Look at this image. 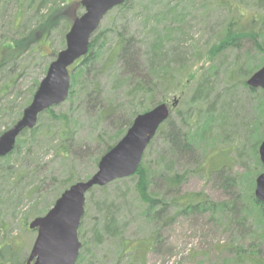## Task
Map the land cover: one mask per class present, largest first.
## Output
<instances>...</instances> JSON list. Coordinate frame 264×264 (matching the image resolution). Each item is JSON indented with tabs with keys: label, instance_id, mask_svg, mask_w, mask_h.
I'll return each instance as SVG.
<instances>
[{
	"label": "trees",
	"instance_id": "obj_1",
	"mask_svg": "<svg viewBox=\"0 0 264 264\" xmlns=\"http://www.w3.org/2000/svg\"><path fill=\"white\" fill-rule=\"evenodd\" d=\"M32 1L36 3L35 14H39L47 3L46 0ZM184 1L140 0L137 7L131 12L135 0H125L123 4L109 12H117L125 20H128L125 17L126 12H131L134 18L141 17L140 33L143 38L138 40L134 33H125L126 21L121 25L119 31H114L115 29L112 28L101 30L98 27L90 38L87 54L70 67L73 72H70V89L64 102L78 100L82 102V105L84 104L85 108H77L72 105L75 111H80L81 114L85 113L87 116L96 115L93 118L88 117L89 121H107L116 127L114 136L109 140L106 139L107 133L96 136V142L102 148L98 152L94 150V156H91L94 167H97L100 156L123 136L133 118L138 113L150 109L149 105L139 106V100L144 99L153 103L156 96L160 94L159 102H164L168 94L182 91L181 87L190 85L199 77L184 107L176 110L175 107L172 108L167 120L158 128L144 151L142 161L135 174L115 180L105 186H95L86 194V209L78 229V237L82 246L75 264H92L86 260L85 251L88 239H86L87 227L84 226V220L90 214L88 209L97 212V215H92L94 221L91 222L89 240L94 241L97 245L105 239L109 243L115 242L116 254L118 251L119 256L126 253L137 255L134 250L127 249L126 245L124 247L119 245L123 241L122 230L118 222L119 213L117 208H114L113 202L107 203L105 196L110 185L127 181L132 182L134 194L143 204V214L145 215H152L155 218L163 214L165 209L170 206L184 214L207 211L215 221L223 223L225 227H247V231L241 233L238 238L239 243L225 246L224 249L229 251L230 256L214 264H264L258 249V242L264 235V203L258 201L254 196V180L251 178L247 186L242 189L239 187L238 189L241 191L230 200L214 202L202 192L181 194L180 189L191 169H184L181 172L173 170L174 165L178 164L181 158L184 162L195 163L194 161L198 159L196 152L209 140L214 142L212 135L215 127L222 125L225 121L224 112L217 108L220 93L211 99L214 88L213 80L223 63L221 62L217 66L212 65L215 58L226 49L237 52L233 58V67L231 69L224 68L225 74L229 72L228 78L233 81L235 75L242 72L243 77L239 83L250 92H255V89L247 86L246 78L260 68L264 56V0H251L257 10L248 16L243 13L244 10L240 11V4L235 3L234 0H220L219 4L228 11L229 16L219 25L215 44L205 52H192V58L186 55L180 45L181 39H187V37L180 36L184 35V15L187 13V11L184 12L186 8ZM202 2V5L205 6V0ZM48 11L39 16L34 29L32 28L23 36L6 39L0 44V69L25 53L29 44L31 46L37 44L39 47L43 41L49 39L51 29L60 28V42L64 46L65 34L74 18L83 12V8L80 5L74 17L69 14L65 5L60 3H56ZM141 34L138 33L139 36ZM110 35H114V44L111 48L106 45V37L108 38ZM147 37L151 38L148 42H146ZM166 42H169L168 46H166ZM245 42H248L252 47L250 50H244L243 43ZM142 44H146L145 50H143ZM242 50H244V56L242 54V58H240L238 53ZM104 53H106L105 56ZM197 53L206 54L209 66L207 69L199 68L194 73L193 67L197 60H203L200 55L196 56ZM101 75H108L112 79L110 88L113 93L121 95H116L113 100L108 99L107 97L112 92L104 91ZM176 75L177 79H175ZM38 83L37 81L32 86L30 99ZM232 86L234 87V84ZM228 89L232 90L230 87ZM116 98L118 99L115 100ZM231 104L230 100L229 107ZM262 106L261 102L260 108H256L258 116L260 115L262 118V120L258 119L256 127L263 124L259 138L254 143V154L258 164H260V160L257 155V145L264 134V109ZM73 108L70 107L65 112L57 114L52 106L40 113L34 128L24 130L17 138L14 149L0 158L3 163L0 168V206L5 207L6 211L10 210L12 215L21 201L23 191H26L25 197L32 199L37 196L42 197L44 193V187L39 182L34 183L26 190L23 189L28 186L25 181L30 176L26 171L16 170V175L12 174L8 159L16 149L18 150L19 146L26 148V156H29L38 140L42 138L41 136L49 137L48 144L56 143L54 145L56 156H59L63 161H68V174L55 177L56 186L51 192L55 196L43 210H39L37 203L26 210L23 221L24 228H28V218L39 216L48 210L60 193L78 179L74 177V171L76 169L75 161L79 159V154L72 148L73 138L71 135V128L76 120ZM44 115L49 123L41 126ZM26 134L29 136L25 137L26 141H24L22 136ZM55 136L58 138L55 139ZM157 137L161 140L163 147L162 154L158 153L161 159L153 165L152 162L146 160V153ZM164 155L169 158L167 164H163L161 161L165 159ZM156 179L162 184V188L158 192L155 191L158 188L155 183ZM6 230V226H3L2 223L0 233L9 234ZM5 235L0 240V264H24L26 259L21 260L19 237L7 236L9 238L7 239ZM156 237L157 232H152L147 237V242H142L143 245L140 249L142 253L150 250ZM121 247L122 249L118 250Z\"/></svg>",
	"mask_w": 264,
	"mask_h": 264
},
{
	"label": "rangeland",
	"instance_id": "obj_2",
	"mask_svg": "<svg viewBox=\"0 0 264 264\" xmlns=\"http://www.w3.org/2000/svg\"><path fill=\"white\" fill-rule=\"evenodd\" d=\"M139 1L135 0L134 8L131 9V12L137 7ZM219 1L205 0V6L202 5V0L184 1L186 7L184 12L187 11V13L184 15V35L180 36L182 38L187 37V39H181L180 45L189 58H192V52H205V50L215 44V37L219 33V25L229 16L228 11L221 7ZM46 2L41 12L35 14L36 3L32 0H0V44L6 39L23 36L32 28L34 29L37 26L39 16L46 14L48 10L50 11L56 3L65 5V8L73 17L80 6V0H46ZM234 2L240 4V11L244 10L243 13L246 16L251 12L255 13V10H257L251 0H234ZM30 4L32 5L28 7ZM131 12H126L125 17L128 20H125L117 12H109L102 19L99 28L101 30L112 28L115 29L114 31H119L121 25L126 21L125 33H134L138 40L142 39L143 36L140 33L141 17L139 16L140 18H138L137 15H134L137 16L134 18ZM59 30L60 28L51 29L49 39L43 41L39 47L37 44L32 46L29 44L25 53L0 69V134L19 119L24 107L31 101L29 95L32 86L44 77L49 63L64 48L65 45L62 46L60 42ZM138 33L141 35L139 36ZM150 37L152 38V36ZM150 37L146 38V42L151 39ZM106 41V45L111 48L114 44V35L106 37ZM166 43V46H168L169 42ZM243 47L245 51L252 48L248 42L243 43ZM142 48L145 50L146 44H142ZM244 50L238 53L240 58H242V54L244 56ZM235 54L237 55V52L226 49L213 60L212 65L215 66L221 62L223 63L213 80L214 88L211 93V99L220 93L217 108L219 111L224 112L225 121L222 125L215 127L212 135L214 142L209 140L196 152L198 159L194 161L195 163L184 162L182 161L183 158H181L179 159L180 162L174 165V171L181 172L184 169H191L182 184L181 194L202 192L203 195H206L214 202H225L240 192L242 187L247 186L251 178L254 180L255 188V179L262 172V165L257 163L254 154V143L259 138L263 127V124L256 127L258 119L262 120L260 115L258 116L256 108L259 109L262 102V108L264 109V92L261 88H256L255 92H250L247 88L241 86L239 80L243 77L242 72H238L235 75V80H229V72L225 74L224 68L231 69L233 67L232 62ZM197 55H200L203 60H197L193 67L194 73L199 68L207 69L209 66L206 54L197 53ZM263 63L264 56L259 67ZM70 72H73V69ZM100 77L104 84V91L112 92L107 97L108 99L113 100L116 95H121L120 93H113L112 88H110L112 79L108 75H101ZM198 78L190 85L184 88L181 87L182 91L179 90L177 93L168 94L164 102H159L160 94L156 96L153 103L144 99L137 102L139 106L145 107L149 105L151 108L158 103L171 104L174 99H177L178 103L174 109L184 107L191 91L198 82ZM175 79H177V75ZM232 84H234V87ZM229 87L232 88L231 91L228 89ZM230 100L232 104L229 107L228 102ZM72 105L77 108H85L84 104L82 105V102L77 100L55 105L54 112L61 114L70 107L73 108ZM73 110L74 119L76 120L71 128L72 148L79 154V159L75 161L74 177L78 178L76 181H82L96 171V167L92 165L91 156H94V150L98 152L102 148L96 142V136L107 133L106 139L109 140L114 136L116 127L110 125L107 121H89L88 117L93 118L96 115L87 116L85 113L81 114L80 111H75L74 108ZM43 117L41 126L49 123L46 115ZM27 136L29 135L22 136L24 137L22 139L26 141L25 137ZM56 136L55 139L58 138ZM41 137L31 155L26 156V148L19 146L18 150L16 149L8 159V163L14 176L16 175V170L26 171L27 174H30L28 176L29 179L25 181L28 186L23 189L26 190V188L32 187L34 183L39 182L42 184L44 187L42 197L37 196L34 199L25 197L26 191H23L21 201L15 208L13 215L10 210L6 211L5 207L0 206V225L3 223L9 233L6 235L5 233H0V240L4 238V235L7 239H9V236H18L21 242V260L27 259L36 236L35 230L29 231V228H24L23 226L26 210L36 203L39 210H43L55 196L53 193L51 194L56 186L55 177L65 176L69 171L68 161H63L59 156H56V147L54 148L56 143L53 142L50 145L48 144L49 137ZM259 144L257 145L258 158ZM162 147L161 140L158 137L155 138L152 147L146 153V160L155 165L161 159L159 155L162 154ZM159 152L161 153L158 155ZM165 153L167 154V152ZM168 159L165 156V159L161 161L163 164H167ZM180 163L182 164L180 165ZM2 164L0 160V168ZM155 183L158 185L155 191L158 192L162 188V184L157 179ZM239 187L241 189H238ZM105 196L107 203L113 202L114 208H117L119 213L118 222L122 230L121 237L124 243L121 242L119 245L122 247L126 245L127 249H130V251L134 250L137 255L126 253L119 256L118 251L116 254L115 242L109 243L105 239V241L102 240L97 245L94 241L89 240L91 222L94 221L92 220L94 217L92 215H97V212L88 209L90 214L84 220V226L87 227L86 239H88L85 251L86 260L92 262V264L219 263V261L230 256L229 251L224 249L225 246L239 243L238 238L241 233L247 231V227L244 226L242 228L236 226L225 227L223 223L215 221L213 216L207 211L204 213L184 214L168 206L163 214L155 218L152 215H145L143 214L144 206L134 194L131 181L110 185ZM169 196L166 197L169 198ZM85 201L87 204V200ZM33 218H28L27 224ZM254 231H256L255 228ZM152 232H157L155 243L150 250L142 253V250H140L143 245L142 242H147L146 239ZM263 236L261 241L258 242V249L260 257L264 260ZM122 247L118 248V250H121Z\"/></svg>",
	"mask_w": 264,
	"mask_h": 264
},
{
	"label": "water",
	"instance_id": "obj_3",
	"mask_svg": "<svg viewBox=\"0 0 264 264\" xmlns=\"http://www.w3.org/2000/svg\"><path fill=\"white\" fill-rule=\"evenodd\" d=\"M125 0H80L83 12L74 18L65 34V46L49 63L31 101L19 119L0 134V158L9 154L16 140L26 129H32L40 113L63 103L69 94V68L88 52L91 36L104 16ZM246 84L264 92V63L251 74ZM178 103H158L138 113L123 136L102 156L96 171L86 180L76 181L65 188L52 206L28 223L36 236L24 264H75L81 249L78 229L85 211L86 194L95 186H105L127 178L137 171L149 142L160 125L167 120ZM262 172L255 179L254 196L264 203V136L258 147Z\"/></svg>",
	"mask_w": 264,
	"mask_h": 264
}]
</instances>
